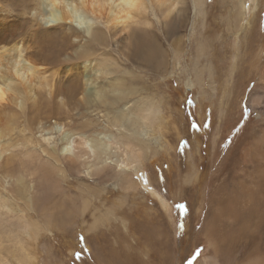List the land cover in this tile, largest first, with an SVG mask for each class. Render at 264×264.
<instances>
[{"label": "rangeland", "instance_id": "1", "mask_svg": "<svg viewBox=\"0 0 264 264\" xmlns=\"http://www.w3.org/2000/svg\"><path fill=\"white\" fill-rule=\"evenodd\" d=\"M144 2V12L115 30L95 20L107 38L98 46L76 38L66 24L45 27L36 0H0V48H28L43 72L32 83L31 98L20 104L6 97L0 107V124L13 119L0 133V264H199L204 258V264H255L264 256V164L258 166L264 159V0L176 1L165 19ZM143 34L160 46L159 66L137 46ZM86 43L97 56L85 55L80 46ZM46 53L64 63L50 67ZM97 58L129 72L137 85L138 95L118 112L129 114L133 102L147 98L157 108L154 121L136 127L148 146L134 171L136 192L123 190L115 166L123 158L115 137L129 136L128 126L113 125L103 111L84 106L61 108V125L45 111V104H59L53 94L64 80L54 71L79 59L71 72L86 74L82 65ZM50 76L51 96L50 84L41 82ZM81 123H90L93 138L106 145L103 180L88 176L87 165L78 174L54 163L32 201L26 194L24 201L14 181L23 177L28 184L25 169L32 164L18 152L28 150L36 160L42 150L57 151ZM11 152V164H1ZM150 187L166 210L149 195ZM248 187L252 198L247 203L240 196V204L252 209L251 233L240 239L232 233L235 219L222 220L217 211L227 194Z\"/></svg>", "mask_w": 264, "mask_h": 264}, {"label": "bare ground", "instance_id": "2", "mask_svg": "<svg viewBox=\"0 0 264 264\" xmlns=\"http://www.w3.org/2000/svg\"><path fill=\"white\" fill-rule=\"evenodd\" d=\"M147 1H149L150 5L157 11V15L162 19H165L174 11L175 6L177 5L176 1L184 0ZM195 1L200 4L201 0ZM244 3L245 2H242L243 6L245 5ZM35 4L36 8H39V10L37 9L39 14H37L40 16L41 21L44 22L45 27H58L62 24H66L68 25V28H72V33L76 38H83L87 42L103 46L107 38L102 31L96 28L95 20L102 19L106 26L111 30H115L118 26L124 25L126 21L133 17V15L144 12L148 2L146 5L144 0H36ZM241 10L238 14L239 16ZM251 12L252 11H250V13ZM10 25L16 24L10 23ZM168 34L172 35V32H168L167 35ZM170 38H172V36ZM136 40L137 46L140 47L142 51L141 53H143V56L149 61L148 63H153L154 65L159 66V64L162 63L159 61V58L161 57V49L154 36L151 34H143L137 36ZM80 48L85 52L86 56H97L96 51L91 47L90 43L81 45ZM27 49L28 48H23L21 46L0 48V107L2 106L1 103L6 100V97L11 101L14 100L16 103L20 104L24 99L31 98L32 86L34 85H32V83L35 80H38L40 74L43 73L40 69V63L32 58L27 52ZM135 53L136 56H138L140 51H136ZM45 57V62L46 64L51 65L50 67H57L64 63L57 58V55L54 57L46 53ZM84 59L86 58H82V60ZM75 62L80 66L79 64L81 63L79 59H76L72 63L73 65H64L65 68H57L56 71H54L57 74L59 73L61 77L63 74L62 79L64 80L60 83V87H58L53 94L55 98H59V104H57L55 109H52V107H49L50 105L46 106L45 104V111L49 110V116L51 118L56 117L57 121L55 122L61 125V123L58 122L59 119H62L61 108L64 110L65 106H71L74 108L84 106L103 111L105 113L104 115L109 117V121L113 125L122 124L128 126L132 131L129 136H114L115 145L118 146V149H122L121 152L123 154V158L118 160L115 163V166L121 173L118 175V179L121 182L120 185H122L123 190L125 192H136L138 188L137 182L134 178V171H138L143 165V159L146 157L144 149L148 148V146L137 137L138 132L136 131V127L140 121H154L153 119L157 115V108L151 103L147 105V101H151L147 98L146 100L138 99L133 102L129 114L125 115L118 112L117 108L121 103H127L129 98L131 99L138 95V88L134 79L131 78L132 75L125 70L116 69L114 63L105 60L104 58H97L93 63L83 64L82 72H87L86 74H81L79 71L73 73L71 72V68L78 67L74 65ZM44 79L42 77L41 82L44 86L50 84L48 94L51 96L52 82H55V79L53 76H50L48 81H44ZM39 83L40 82H38V84ZM185 86L193 87V84L187 81ZM252 100L254 101V96ZM138 105L147 106L142 108L138 107ZM129 116H132V118H129ZM6 119L7 121L5 120L0 124V133L8 130L9 124L12 123L13 119L10 117ZM89 126L90 123H81L69 135L62 136L63 138L61 139L57 151L53 150L51 152H46L42 150V153H44L46 157H43L41 155L42 153H38L35 160L33 154L28 150L18 152L21 158L25 160L23 163L27 165L32 164V170L24 168L26 175L29 177V179H27L28 184L24 182L23 177L14 181V185H16L18 190L20 189V194L25 198L24 201L27 200L25 194L29 195L30 200L32 201L36 188L40 187L41 184L39 185V183H41L44 178L48 177L54 163H59L66 172L70 173L72 170H75L78 174H81L80 168H85L87 165L86 174L95 177L96 180L106 175L104 169L105 163L103 165L104 161L102 162L101 158L106 152V145L101 140L93 138V134H91V131L89 132ZM87 132L90 134L86 135ZM256 150L260 152L259 148H256ZM14 157H16L15 152H11L8 156L2 158L1 164H11ZM261 160L262 162L258 161L260 169L263 168L262 165L264 164V159ZM133 164L135 165L134 168L131 167L128 170L125 169ZM47 167H49L50 170H48ZM87 170H89V173ZM101 180H103V178ZM45 182L48 183V181ZM147 190L146 191L149 195L157 200L158 205L166 210V203L163 201L162 196L160 197L157 191H154L151 187ZM252 191L248 187L246 191L241 188L240 195L238 193H236V196L235 193L227 194L224 208L221 207L223 208L221 209L219 207L217 211V215L220 219H222V216L224 215H226L225 218L233 217L235 219L237 227H235L232 233L236 234L237 232L240 239L242 238V235L247 236L251 233L248 232L252 225L251 216L253 214L252 209L246 208L244 204H240L242 203L240 196L248 203L252 198ZM259 192L263 193V191ZM261 197L264 198V193ZM215 232H217L216 229H212L209 236L215 238ZM248 259L249 258H247V260ZM205 260L206 259L204 258L199 264H204L206 262ZM254 260L255 264H264V256H259ZM249 262H251V260ZM211 264L213 263L211 262Z\"/></svg>", "mask_w": 264, "mask_h": 264}]
</instances>
